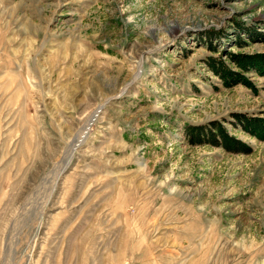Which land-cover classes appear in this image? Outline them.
I'll list each match as a JSON object with an SVG mask.
<instances>
[{"label": "rangeland", "instance_id": "1", "mask_svg": "<svg viewBox=\"0 0 264 264\" xmlns=\"http://www.w3.org/2000/svg\"><path fill=\"white\" fill-rule=\"evenodd\" d=\"M0 264H264V0H0Z\"/></svg>", "mask_w": 264, "mask_h": 264}, {"label": "trees", "instance_id": "2", "mask_svg": "<svg viewBox=\"0 0 264 264\" xmlns=\"http://www.w3.org/2000/svg\"><path fill=\"white\" fill-rule=\"evenodd\" d=\"M202 129H203V126H189L187 128L189 139L192 138L193 142H200L201 137L203 135H207L208 138L211 137L212 141L215 142L214 137L216 136V134L221 136L225 141L230 139V137L226 134L225 129L221 127L220 125H216L213 132H211L210 130L203 132Z\"/></svg>", "mask_w": 264, "mask_h": 264}, {"label": "bare ground", "instance_id": "3", "mask_svg": "<svg viewBox=\"0 0 264 264\" xmlns=\"http://www.w3.org/2000/svg\"><path fill=\"white\" fill-rule=\"evenodd\" d=\"M96 112H98V110H96ZM94 117H95V115H94V113H93V114L89 117V119L87 120V122L84 124V126L82 127V129H81L80 132H79L78 138L76 139L77 143H76L75 145L80 144L81 142H83V139H84V137L86 136L87 130H88V128H89V125H90V123L94 120ZM72 147H73V146H72ZM65 166H66V165H65ZM63 168H64V166H63ZM60 171H62V170H60Z\"/></svg>", "mask_w": 264, "mask_h": 264}]
</instances>
